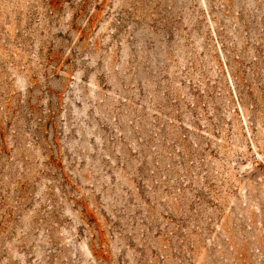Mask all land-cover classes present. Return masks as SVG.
<instances>
[{"label":"rangeland","instance_id":"rangeland-1","mask_svg":"<svg viewBox=\"0 0 264 264\" xmlns=\"http://www.w3.org/2000/svg\"><path fill=\"white\" fill-rule=\"evenodd\" d=\"M260 76L264 0H0V264H264Z\"/></svg>","mask_w":264,"mask_h":264},{"label":"trees","instance_id":"trees-1","mask_svg":"<svg viewBox=\"0 0 264 264\" xmlns=\"http://www.w3.org/2000/svg\"><path fill=\"white\" fill-rule=\"evenodd\" d=\"M258 82L256 83H259L258 84V87L259 89L262 90V92L264 93V81H261V76L259 78H257ZM261 85V86H259ZM253 88L250 89L251 91V96H252V104H251V110H250V113H251V116L255 119V120H262L264 119V105L262 106V98H257L255 96V87L252 86ZM264 104V102H263ZM261 115L263 118H261Z\"/></svg>","mask_w":264,"mask_h":264}]
</instances>
